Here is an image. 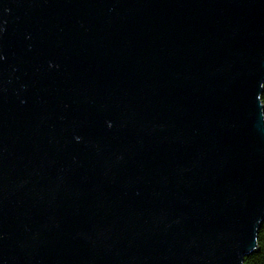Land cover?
Segmentation results:
<instances>
[{
  "label": "water",
  "instance_id": "water-1",
  "mask_svg": "<svg viewBox=\"0 0 264 264\" xmlns=\"http://www.w3.org/2000/svg\"><path fill=\"white\" fill-rule=\"evenodd\" d=\"M263 91L264 0H0V264H247Z\"/></svg>",
  "mask_w": 264,
  "mask_h": 264
},
{
  "label": "trees",
  "instance_id": "trees-1",
  "mask_svg": "<svg viewBox=\"0 0 264 264\" xmlns=\"http://www.w3.org/2000/svg\"><path fill=\"white\" fill-rule=\"evenodd\" d=\"M262 101L264 103V91L262 93ZM259 248L245 257L247 264H264V221L259 230Z\"/></svg>",
  "mask_w": 264,
  "mask_h": 264
}]
</instances>
